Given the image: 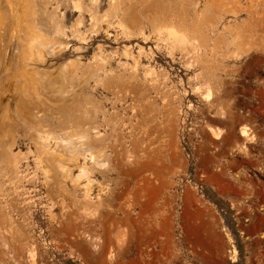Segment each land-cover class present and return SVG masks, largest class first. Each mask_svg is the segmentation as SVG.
I'll return each instance as SVG.
<instances>
[{
  "label": "rangeland",
  "instance_id": "rangeland-1",
  "mask_svg": "<svg viewBox=\"0 0 264 264\" xmlns=\"http://www.w3.org/2000/svg\"><path fill=\"white\" fill-rule=\"evenodd\" d=\"M0 264H264V0H0Z\"/></svg>",
  "mask_w": 264,
  "mask_h": 264
},
{
  "label": "bare ground",
  "instance_id": "bare-ground-1",
  "mask_svg": "<svg viewBox=\"0 0 264 264\" xmlns=\"http://www.w3.org/2000/svg\"><path fill=\"white\" fill-rule=\"evenodd\" d=\"M246 130V129H245ZM245 136V135H244Z\"/></svg>",
  "mask_w": 264,
  "mask_h": 264
}]
</instances>
